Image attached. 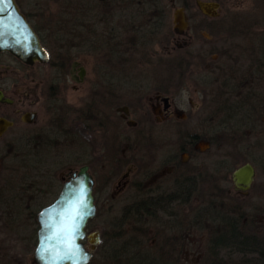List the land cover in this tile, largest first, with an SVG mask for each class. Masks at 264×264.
Returning a JSON list of instances; mask_svg holds the SVG:
<instances>
[{
	"label": "trees",
	"instance_id": "1",
	"mask_svg": "<svg viewBox=\"0 0 264 264\" xmlns=\"http://www.w3.org/2000/svg\"><path fill=\"white\" fill-rule=\"evenodd\" d=\"M46 1L55 5L56 22L43 16L37 17L41 9L43 11L50 5L41 7L37 0H21L19 7L43 47L50 52V65H56L61 60V55L56 52L54 44L65 42L72 33L73 30L69 29L72 26V18H80V26L84 25L88 17L99 22L104 17L103 11L108 8L109 17L118 19L121 16L119 5H128L137 0ZM139 1H154L156 18L162 20L159 0ZM215 1L222 4L221 0ZM74 3L79 4L78 8H81L83 13L86 9H92L93 12L90 15H74ZM133 8L131 5L124 7L125 17L134 15ZM249 23L251 22L240 18H236L233 23L229 22V38L235 36L234 38L240 39L243 44H233L220 51L218 63L211 66L201 77L200 84L207 92V99L200 111L204 113V117L199 120V136L183 134L181 137V146L189 141V149L197 140L207 141L212 150H218L217 158L206 165L197 177L188 174L187 179H174L170 189L160 184H157L155 189H142L141 181L135 183V195L126 201L102 232L100 245L90 263L96 258L97 264H184L183 246L190 233L193 230H201L204 224L208 225L210 234L206 239L201 264H237L222 257L223 251L249 256L239 264H264V221L259 223L258 220L260 216H264V184H261L259 189L262 196L255 197L254 202L238 203L228 195V176L234 169L247 162L257 169V176H262L264 180V31L251 34ZM94 25L96 26V22ZM261 25L264 27V24ZM110 26L117 27V22H110ZM59 27L62 29L59 30ZM110 47L108 45V48ZM100 49L102 50L101 47ZM114 54L109 50L107 64L122 65L123 57ZM176 65L180 67L179 63ZM251 137L253 144L249 146ZM73 138L70 130H62L59 154L54 161L51 160L50 167L47 165L45 172L48 170L63 173L82 165L91 168L89 161L80 159L72 151ZM24 146L20 139L13 142L11 160L27 161ZM109 147L110 155L117 157L121 144L111 143ZM9 158L4 160L9 161ZM45 166L40 160L33 161L29 171H39ZM197 181L203 184L201 188H198ZM36 187L44 189L43 197L34 196L36 194H33V190ZM54 187L55 183L30 186L27 215L29 219H34L38 210L53 202L46 205L44 198L50 195V190ZM194 198H197L198 202L192 206ZM184 208L188 209L186 213ZM259 224L263 229L262 234H257L255 230V226Z\"/></svg>",
	"mask_w": 264,
	"mask_h": 264
},
{
	"label": "rangeland",
	"instance_id": "2",
	"mask_svg": "<svg viewBox=\"0 0 264 264\" xmlns=\"http://www.w3.org/2000/svg\"><path fill=\"white\" fill-rule=\"evenodd\" d=\"M16 1L21 6V0ZM37 1L42 4L49 3L46 0ZM196 1L213 2L215 0H193V2L190 0H174V6L169 9L168 72L171 73L168 74V88L170 87L169 90L172 96L168 97L171 105V118L169 119L171 121L169 123L168 120L162 121L160 115L162 103L158 99L159 96L155 95L156 92H153L154 87L160 84L159 79L164 78L163 72L157 71V68L165 60L164 48L158 45L155 46V51L162 57L156 54L157 57L150 56L146 58L149 61L148 63L145 61L131 65L136 67L133 71H128L127 74L130 73L137 78L132 79L131 83H125L124 95L121 94L123 92L120 89L114 90L121 98L108 106L109 115L114 116L108 117V137L109 139L119 136L124 137L123 144L120 143L121 148L118 153L121 158L122 153H120V150L124 148L123 164H121L120 158L113 157L110 153L106 154L104 150L105 143H102L100 134H97L96 138H92V144L87 145V147L83 146L80 150H77V153H74L78 157L80 154L82 160L85 158V161L91 163L89 173L94 183L93 197L95 199L96 214L89 222L88 233L96 231L102 234L126 201L135 195V183L141 181L142 189L147 187L155 189V186L159 183L164 188L168 187L173 179L172 174H170L167 167L162 166L165 158L168 157V145L174 142L176 130L181 129L184 123L187 126L186 128L190 129H198L200 125L199 120L201 117H188V114L198 115L204 100V95L196 83L199 82L200 84L201 77L209 71L211 66L218 63L220 51L226 50L233 44L239 46L243 44V41L235 39L234 36L231 39L229 38L227 27L230 20L240 18L245 19L247 22L264 24V0H221L222 4H220L216 20L201 15ZM161 3L165 6L168 1L161 0ZM180 3L188 4L185 19L188 24L192 22V19L197 22L195 23L198 25L196 31H192V28L188 29V26L185 31L180 33L175 30L176 26L172 19L174 11L180 6ZM54 7L55 5L50 3L49 13L53 14ZM51 14L47 16L49 17ZM220 24L223 32L217 33L216 28ZM146 59L142 58L141 60ZM0 61L3 64L10 65L9 73L5 71L4 67L0 68V88L5 91L8 98L14 101L11 107L0 106V117H4L14 124L11 129L0 137V148H2L21 137L26 131L25 126L20 122V117L24 112L33 110L38 113L36 106H32L31 103L35 99L39 88L45 83L46 74L44 69H42V72L36 65L34 69L25 70L15 59L8 56H2ZM78 61L86 69L87 76L85 81L78 86V90L74 91V83L67 75L62 85L66 103L74 109L85 110L90 107V110L87 111L89 114H107L106 106L99 101L101 88L96 85L99 81L98 72L101 71L100 67L106 65L105 61L102 57L84 55ZM170 63L172 64L170 65ZM176 63H179L180 67L175 66ZM105 73L106 71L102 73V76ZM106 74L108 80L112 79L114 83L121 82L119 80L121 76L117 72L108 70ZM133 82L137 84L143 82L152 91L146 92L145 98L141 101H138L140 96L138 93L134 95L133 99V96L128 95L134 85ZM109 90L113 89L109 88ZM91 91H96L98 96L90 95ZM103 118V121H105L106 118ZM41 119L42 117L38 113L37 124L41 122ZM72 119L70 117V120ZM96 120L98 119L96 118ZM262 120L264 131V118ZM181 121H184V123H180ZM168 125H172L171 133H168ZM142 139H144V145H142ZM251 144H253L252 137L248 141V145ZM204 147L202 145V151H198L197 159L191 161L194 165L201 164L205 167L217 158L218 150H212L211 147H208V144L205 150H203ZM153 150L156 152L153 153ZM189 160V155L179 157L182 165L187 164ZM186 167L187 165L183 168ZM57 169L58 167L55 171ZM257 172L252 188L244 195L236 193L230 181L229 196L237 200L238 203L254 202L256 200L254 198L260 194L261 184H264L263 177L257 176ZM228 178H231V174ZM54 183L55 187L50 190V195L44 198L46 205L51 203L60 192L62 183L57 180ZM196 203L197 200L193 201L192 206H195ZM187 210V208L183 209L185 213ZM8 215L0 213V264H35L33 254L38 230L35 218L29 219L25 216L9 217ZM208 234H210L208 225L205 226L204 224L201 230H193L190 233L182 251L184 264L202 263L203 249ZM221 256L236 262L242 257L231 251H223ZM97 261L94 258L90 264H97Z\"/></svg>",
	"mask_w": 264,
	"mask_h": 264
},
{
	"label": "flooded vegetation",
	"instance_id": "3",
	"mask_svg": "<svg viewBox=\"0 0 264 264\" xmlns=\"http://www.w3.org/2000/svg\"><path fill=\"white\" fill-rule=\"evenodd\" d=\"M14 1L16 2V0ZM159 1H160L159 13L162 16V20L160 19L158 20V18H156V13L154 10L155 9L154 1L140 2L139 0L135 1L134 3L130 2V4H128L133 6L134 7L133 9L135 10L134 15L132 17H125L126 11L124 10V7L128 5L123 3L119 5L121 16L118 19H113L109 17L108 8H106L103 11L104 17L99 22L98 20L92 17H88L87 20L84 21V25L80 26L82 20H80V18L78 17L72 18L71 19L72 26L69 27V29L73 30L71 31L72 33L69 34L65 42H58L54 44V48L56 49V52L59 55H61V60L56 65H50L49 62L50 52H48L43 47L41 41L40 43L42 45V48L48 54V62L46 64H42L39 62H35L31 65L23 64L8 53H0V58L2 56H8L10 58H13L25 70L34 69L36 65L38 68L41 69L40 71L43 72L42 69H44L46 74L45 83L42 84V86L39 88V91L37 92L35 99L31 103L32 106H36L38 113L41 115L42 117L41 122L37 124L38 113L33 110L24 112L20 117V122L25 126L26 131L22 134L21 137L17 139L22 140L23 144H25V146L23 147V151L24 154L26 155L27 161L18 162L11 160L12 157L10 154L12 153V149H13L12 144L15 140L11 144H6L2 148H0V161H1L0 213H2L3 215L9 214L8 215L9 217L25 216L28 218L27 216L28 192L30 186H43L44 183L51 184L54 183L55 180L59 181L60 183H63L62 177H64L69 170H78L81 167L80 166L77 169H69L68 171H65L63 173H60L59 171L58 173L56 172L54 173L48 170L47 172H45L47 165L48 167H50L51 160L54 161L59 154L60 145H61L60 134L64 128L68 131L70 130L71 134L74 137L73 138L74 141H72L71 147H72V151L76 153L77 150H80L83 146L87 147V145L92 144L91 140L94 137L96 138L97 134H100L102 136V143L103 142L105 143L104 150L106 154L110 153L111 151V149L109 148V145L111 143L123 144L124 137L119 136L117 138L113 137L110 139L108 137V117H114L113 115H109L110 113H108L109 110L108 106L109 104L114 103L115 100H119L121 98V96L115 93L116 91L114 90L120 89L123 92L121 94L124 95L125 92L123 91V89L125 83L126 82L131 83L133 81L132 79L137 78L136 76L131 75L130 73L127 74L128 71H133L134 67H136L135 65L134 66L131 65L145 61L148 63L149 61L146 58L150 56L157 57L155 56L156 54L159 57H162V55H159L155 51V46L158 45L161 48L162 47L164 48L163 51L165 53L164 55L165 60L163 62L164 64L161 63L159 68H157L158 69L157 71L160 72L162 71L164 78L161 77L159 79L160 84L154 87L153 92H156L155 95L159 96L158 99L162 103L161 105L162 109L160 113L162 121L168 120V123L171 121L169 120L171 118V113H170L171 105H170V98L168 97L171 95V91L169 90L170 87L168 88V14H169V9H171V7L174 6V0H167L168 4L165 6L161 3V0ZM190 1L193 2V0ZM16 4L20 10V7L17 2ZM218 4L220 9V3ZM39 5L41 7H44L50 5V3H46V4L40 3ZM78 7H79L78 3L73 4L74 15H78V14L90 15L93 12L92 9H89L88 11L86 9L85 13H83L81 11V8ZM179 9H182V14L186 23V28L188 26V29L192 28V31L193 30L196 31L198 25L195 24L197 22L194 21V19H192V22H190V24L186 22L185 12L188 9V4H182V3H180V6L174 11V17L172 19V22L175 23L174 24L176 26L175 30L179 33L186 30V28L182 31L179 30L177 23L175 22V18H176L175 12L176 10ZM49 10H50L49 7L43 9V11L41 9V12L39 15H37V17L40 18L41 16H43L45 19L49 18L52 20V22H56L55 10L53 9L54 10L53 14L49 13ZM48 14L51 15L48 17L47 16ZM200 14L203 15L201 12ZM147 16H149V18H146ZM203 16L207 17L205 15ZM207 18L216 20L218 18V11L216 17L214 18L207 17ZM235 19L236 18L231 19L230 22L233 23ZM94 22H96V26L94 25ZM110 22H117V27L110 26ZM156 23H158V25ZM248 26H249L248 29L251 32V34H256L258 32L264 31V27H262L261 23L258 24L252 22L249 23ZM219 27H221V24L218 25L216 28L217 33H219L220 31L223 32L222 31L223 28L221 27L219 29ZM58 29L61 30L62 27H59ZM108 45H110L111 47L108 48ZM100 47L102 48L103 51L100 49ZM109 50L114 52L115 56L118 57V55H121L123 57V62L121 61L122 65L107 64ZM82 55L89 57L95 56L97 58L102 57L103 61H105L106 63L105 66L100 67L101 71L98 72L99 81L96 83V85H99V87L101 88L99 101L104 103L103 105L106 106L105 108L107 114L106 113L89 114L87 111L90 110L89 109L90 107H88L85 110L74 109L66 103V100L63 96L64 93H63L62 85L67 75H69L71 81L74 83L73 86L74 91H77L78 86L81 85L86 79L87 76L86 69L83 66H81L78 61ZM117 57L115 59H117ZM142 58L146 60L142 61L141 60ZM2 67L5 68L6 72L8 73L10 72V65L7 63L3 64L0 61V68ZM108 70L117 72V74L121 76L119 79L121 82L114 83L112 79L111 82H109L110 80H108V76L106 74ZM102 71L104 72L106 71L104 76H102V73H104ZM196 84L199 85L200 91L204 95V100L202 103V107H203V104L206 102L207 99L206 98L207 92H205L204 87L201 84L198 83ZM148 87L149 86H147L143 82H141L140 84L134 83L132 90L128 92V95L133 96L134 99V95L138 93L140 94V96L138 97V101H141L145 98L144 96L146 92L152 91L150 90L151 88L148 89ZM109 88L113 90H109ZM0 92L3 94L5 98L12 101L11 104L0 103V106H8V107L13 106L14 101L7 97L5 91L2 88H0ZM95 92L96 91L92 92L90 95L98 96L97 92L96 93ZM200 111L198 112V115L195 116L188 114V117H204V113H201ZM24 116L27 117V121L24 120ZM70 117H72L73 119L70 120ZM103 117H105L107 120L105 119V121H103L104 119ZM0 118H4V117H0ZM96 118L98 120H96ZM4 119L7 120L6 118ZM8 122H10L12 125L6 130V132L9 129H11L14 125L13 122L11 121ZM180 123H184V121L183 122L181 121ZM186 127L187 126L184 123L181 129L176 130L175 140L173 143L168 145V157L165 158L164 163L162 164L163 167H167L168 170H170V174H172V178H173L171 180V183L168 185V189H170V186L173 183L174 179H178V178H181L182 180L187 179L188 174H191V177H197L196 175L204 169V167L201 166V164L194 165L191 161L197 159L198 151H202L201 150L202 145L203 147L206 145L203 149L205 150L207 148V144L208 147H210V144L204 140H197L192 145L191 149H189L188 147L189 145L188 143H190L189 141L188 143H184L181 146V143L183 142L181 137L183 134L193 135L194 137L199 136L197 133V128L190 129ZM171 132H172V125L170 126L168 125V133ZM3 135H1L0 137H2ZM142 145H144V139H142ZM155 150H153V153L156 152ZM120 153H122L121 158L119 157V155L116 158H120V160L123 161L122 157H124V153H125L124 148L120 150ZM181 155H189L190 160L188 161L187 164L185 165L180 164L179 157ZM7 158H9V161L4 160ZM79 158L82 159V156H80V154H79ZM38 160H40V162L42 163H45L46 166L42 167L39 171H35V170L29 171L30 169L29 166L32 165V162ZM186 165L187 167L183 168ZM230 181L232 182L231 178ZM159 184L162 185L161 183ZM197 185L198 188H201L203 184H199V182L197 181ZM234 191L238 194L239 193L243 195L246 194L236 190L235 187H234ZM33 194H36L34 195L35 197H43L44 189L42 187L41 188L36 187L33 190ZM258 196L261 197L262 195L259 194ZM195 200H197L198 202V199L194 198L192 200V203ZM249 207H251V204ZM40 210H38V212ZM258 220L259 223H263L264 216H260ZM35 221H36V217H35ZM255 228L254 229L257 231V234L263 233V229L260 224L255 226ZM85 243L87 242L85 241ZM236 254L242 256L238 262L233 261L236 262L237 264H239L243 259L249 258V256H245L240 253H236ZM225 259H229V258H225Z\"/></svg>",
	"mask_w": 264,
	"mask_h": 264
},
{
	"label": "water",
	"instance_id": "4",
	"mask_svg": "<svg viewBox=\"0 0 264 264\" xmlns=\"http://www.w3.org/2000/svg\"><path fill=\"white\" fill-rule=\"evenodd\" d=\"M196 5L203 15L211 18L217 16L218 3L196 1ZM175 15L178 29L184 30L186 23L182 9L176 10ZM0 53H8L28 65L48 62V54L14 0H0ZM11 102L0 92V103ZM25 116L24 120L27 121ZM11 125L0 118V136ZM255 177L256 170L251 163L237 167L231 174L235 189L242 193L250 190ZM62 181L58 196L36 216L35 264H89L101 242L99 232L88 233L87 230L88 222L96 214L94 183L88 166L69 170ZM74 208L79 214L72 219ZM77 224L78 231L70 234L67 228Z\"/></svg>",
	"mask_w": 264,
	"mask_h": 264
},
{
	"label": "snow or ice",
	"instance_id": "5",
	"mask_svg": "<svg viewBox=\"0 0 264 264\" xmlns=\"http://www.w3.org/2000/svg\"><path fill=\"white\" fill-rule=\"evenodd\" d=\"M79 213L77 212V210L74 208L73 209V215H72V219H75V216L78 215ZM82 218V217H81ZM78 228H79V225H75V226H69L67 228V231L71 234L73 232H77L78 231Z\"/></svg>",
	"mask_w": 264,
	"mask_h": 264
}]
</instances>
